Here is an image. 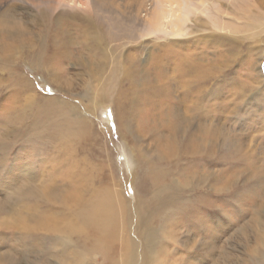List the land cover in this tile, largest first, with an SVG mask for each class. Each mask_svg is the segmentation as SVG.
I'll return each mask as SVG.
<instances>
[{
  "label": "rangeland",
  "instance_id": "obj_1",
  "mask_svg": "<svg viewBox=\"0 0 264 264\" xmlns=\"http://www.w3.org/2000/svg\"><path fill=\"white\" fill-rule=\"evenodd\" d=\"M82 1L83 6L53 5V23L57 29L70 25L76 44L73 58L50 63V82L33 73L24 57L12 65L0 50V264H121L123 237L107 245L115 258L110 263L97 247L98 227L65 229L80 211L87 213L95 190L107 187L117 207L134 218L129 233L137 238L139 205L152 197L148 186L158 169L166 186H179L182 201L154 218L157 256L149 264H247L264 244L262 36L242 24L236 0H207L186 8L188 21L179 34L170 18L164 17L160 27L137 24L129 17L134 0H116L115 20L104 10L99 17L93 14V0ZM246 1L259 4L264 13V0ZM170 2L143 4L149 11H171L169 5L176 4ZM16 4L23 27L38 31L39 14L49 3ZM63 11L86 13L100 23L99 43L85 42L87 60L78 55L85 41L75 29L79 21ZM59 14L65 16L59 19ZM1 20L4 46L15 21ZM220 22L231 23V29L219 27ZM173 39L180 40L177 46ZM31 43H25L26 53L36 47ZM106 49L115 51L124 66L120 78L111 75L115 62L101 57ZM222 49H232L226 63ZM188 53L197 64L210 62L212 69L209 77L184 88L179 86L190 82L177 84L176 74L181 56ZM15 70L28 75L31 89L16 93ZM259 72L260 84L255 80ZM191 86L195 95L188 93ZM258 92L262 97L253 95ZM45 97L66 106L63 111L57 104L56 110L41 107ZM47 109L50 113L43 115ZM179 113L186 119L185 131L176 130ZM64 132L68 135L61 136ZM175 139L177 154L168 147ZM197 154L203 155L200 170L192 171L198 169ZM66 233L69 245L53 254Z\"/></svg>",
  "mask_w": 264,
  "mask_h": 264
},
{
  "label": "bare ground",
  "instance_id": "obj_2",
  "mask_svg": "<svg viewBox=\"0 0 264 264\" xmlns=\"http://www.w3.org/2000/svg\"><path fill=\"white\" fill-rule=\"evenodd\" d=\"M38 1L48 2L49 5L47 6V9H42L41 13L39 14L40 19L38 21H40V24L38 26V31L34 30V28L36 29L35 26H33V29L26 30V28H24L20 23L21 18L16 12V3L34 5ZM144 1L134 0V5L130 7L131 15L129 16H132V20L136 19L137 24L140 21H142L145 25L151 24L152 27H154V23H156V27H160L163 24L162 20L164 17L167 19L170 18V21H168V23H170L174 29L176 28V33L178 34L184 30L183 28L188 21L189 12L186 11V8L195 5L201 6L207 2V0H200L201 3H197V0H173V4H176V6L173 7L169 5L171 11H149V9L147 8L148 5L143 4ZM168 1L170 2L171 0ZM236 1H238L239 10L244 15L245 22L243 21L242 24L247 28L253 30L258 35V37L262 36L264 43V13H262V9L259 7V4L253 5L252 3H248L246 0ZM67 2H72L75 5H84V1L82 0H0V24L3 22L1 19L4 17H11L15 21V26L8 32L5 38L4 46L2 45V42L0 43V50L4 53L6 52L9 54L7 58L12 62V65L19 59L23 60L24 57L25 61L22 62L27 64V66L32 69L33 73L37 74V71H39L46 82H50V79L54 78L53 73L51 72V68L53 65H51L50 63H52L55 59H61L62 61L67 58H73L71 49L74 48L73 46L76 44V39H74V34L72 35V29H70V25H66L64 27L61 26L57 29L58 26H55V23H53L54 13H51V11L55 7L53 6L55 5V3H57V6H62ZM93 3L96 6V11H94L93 14L99 17L100 14L98 12L100 10H104L109 14V16H111V19L115 20V14L117 13L116 0H93ZM63 12L65 14L66 12L69 14L67 15V17L70 16L76 21H79V23L75 25V29L80 35L84 36L85 41L83 52H78V55L79 58L86 57L87 60V56H85V52L87 53L85 42H91L92 39L95 42L99 41L98 36L101 35V33L97 27L100 25V23L98 24L95 21L90 20V16L86 13H72L68 11ZM65 14H59V19L62 16H65ZM227 24V22H220L219 27L226 30V28H230L228 25L232 26L231 23H229L228 25ZM2 30L3 27L0 25V32ZM230 32L233 33L232 30ZM3 33L6 32L3 31ZM30 34L34 35L32 37H29ZM127 36L131 38L132 34H130L129 32L127 33ZM172 41H174V44L172 46H177L180 42V40L178 39L177 41L175 39H173ZM27 42H33L31 44L36 43V47L34 49L31 48L30 53H26L25 51V43ZM97 47L101 48L102 46L98 45ZM22 48L24 50H22ZM222 50H226L221 54V56L224 58L223 62L226 63L229 59V55L232 49ZM263 51L264 44H262V48L260 49L259 59ZM114 52L115 51L113 50L110 51L106 49V51L104 50L103 53L101 52V57L105 62H108V64L112 60L115 62V65L112 67L111 75L116 76V78L117 76L118 78H120L119 74L125 73V69L119 57L115 56ZM28 54L34 55L30 57ZM181 57L182 61L180 62L181 64L177 69L176 83L182 84L183 81L190 83L180 85L179 87L187 88L191 85V82H199L200 77H209V73H211L212 69V65L210 62L207 61L205 64H197L196 61L192 58V55L189 53L184 54ZM259 63L261 62L259 61ZM189 74L193 75V77L184 79ZM14 76L16 78L15 80H13L14 85L12 86L14 87L17 94L23 92L24 90L31 89V87L33 86L31 79L24 72H18L17 70H15ZM255 80H258V83L260 84V72ZM193 88L194 86H191V89L188 91V93L195 95L193 94ZM253 95H255V97H262L260 92ZM105 97L106 95H103V98ZM62 101L63 100H60V102L57 103H51L50 99L45 97L42 100L41 107L46 106L53 110H56L55 104H57L59 110L63 111L66 104L64 101L62 103ZM68 108L66 113L69 110H73H71V108H69L68 110ZM49 113V109H47L46 111L42 110L43 115H47ZM179 117L180 119H178L176 123V130L178 129L179 131H185L186 127L183 124L186 122V119L180 113L177 115V118ZM75 122L79 123L80 119L76 118ZM69 126L71 125L68 124V126H66L64 129H59H63V131H66ZM66 133L67 132H64L63 134L61 133V136L68 135ZM175 140L176 141L174 143H168V147L169 149L174 151V154H177L178 147L180 149V142L177 139ZM191 140L192 137H189L188 142L190 143ZM201 156L203 155L197 154L194 157V160L196 161L194 167L198 169H192V171L200 170L198 159ZM162 173L163 172L161 171V169H158L157 176L154 177L156 173L153 175V178L151 179L153 185L148 186L150 188L149 192L152 191V197L149 199L147 204L139 205L138 214L136 215L137 221L135 222L136 229H138L137 238L134 237L133 239L131 237V234L129 233V230L130 228H132V225L135 221H133L134 218H132V215L130 213H127L124 208L119 209L117 207L119 204L116 201L113 190H110L107 187L102 188L101 191H97L98 189L95 190L94 195L96 197L92 202L90 209L88 208L87 213H85L84 211H80L78 217H75L72 221L68 222L67 225H69L70 227L66 228L65 230L70 233L82 229L85 226L88 227L94 224L95 228L98 227L100 229L99 239L96 243L97 247L102 249V253L107 254L106 256L110 263L111 258H115L110 257V249L108 250L107 245H109V242H111V240L115 242L116 240H118V238L123 237V255L121 264H149L150 261L155 260V255L157 256L155 248L158 242V232L153 227V224L155 222L154 218L157 217L158 219L159 215L163 212L168 213L171 205L182 201L179 186L172 183H169V185L166 186L165 184H168V182H165L164 179L158 177ZM118 197L120 198V196ZM152 206H154V209L151 208ZM70 241L71 239L68 233H66L65 235H61L60 240L58 241L57 246L52 250V253L57 254L60 249L62 250L64 248V244L69 245ZM260 248H262L263 250H256L253 254L251 253L248 256L247 264H264V244H262ZM74 252V256H76L80 260L82 257L79 255V250L75 249Z\"/></svg>",
  "mask_w": 264,
  "mask_h": 264
}]
</instances>
